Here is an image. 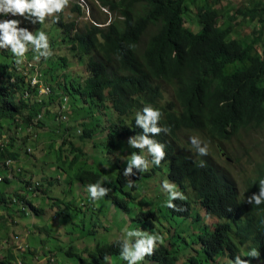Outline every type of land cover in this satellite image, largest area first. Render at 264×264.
<instances>
[{"label":"trees","instance_id":"obj_1","mask_svg":"<svg viewBox=\"0 0 264 264\" xmlns=\"http://www.w3.org/2000/svg\"><path fill=\"white\" fill-rule=\"evenodd\" d=\"M55 1L60 5L44 35L37 33L48 19L38 0H32L30 7L33 9L24 22L29 25L37 21L36 35L30 36L29 40L10 36L8 33L14 27L11 23H16L12 21L5 30L8 37L0 39V57L10 60H0V138L3 142L0 146L3 171L0 185H6L0 187V208L10 202L15 208L13 214L19 216L23 211L30 213L29 206L34 209L43 204L38 197L46 192L39 180L29 177L22 188H8L13 180L5 176L8 170L5 160L17 161L22 155H31L28 151L31 147L26 144L28 140H38V131L45 126L46 113L55 108V118L59 114L58 108L71 103L89 111L91 105H96L97 112L107 114L109 109L116 114V120L110 121L106 130V153L119 159L117 140L129 136L138 139L131 151V176L128 179L119 167L118 188L128 185L136 192L143 178L155 175L165 165L167 178L175 184L176 190L187 183L201 212L215 216L217 220L211 229L207 224L203 225L202 220L200 224V213L194 212L193 204L179 195L171 198L163 208L157 204L151 209L147 203L134 212V207L125 204L124 198L113 192V202L117 203L114 205L118 208L127 206L129 214L133 213L129 225L135 229L141 226L150 234L154 228L167 227L174 217H181V222L171 226L166 237L149 235L143 237L142 243L135 238L122 237L97 242L89 252L85 247L89 260L76 256V263H99L126 256L131 249H136L140 264H248L250 257L264 258L263 167L257 179L250 183L248 199H240L235 188L211 163L178 151L173 143H166L167 138L174 140L185 131H201L213 141H227L240 128L264 127V0H241L227 16L216 6L220 0H98L109 14H118L98 24L85 22L81 27H77L75 20H64L67 0ZM191 5L196 8L197 31L190 29L184 19ZM76 11L81 13L78 5L73 6V12ZM0 16L4 17V14ZM251 23H254L253 28L241 35L240 26ZM46 35L49 36L47 44L40 41L30 45ZM142 39L144 42L140 44ZM19 41L22 45L18 50H11L10 46L18 45ZM37 45L41 47L40 61L49 49L58 46L77 59H85L86 78L80 81L69 77L68 82L55 81L51 86L46 73L41 72L42 80L50 86L52 94L36 98L30 88L33 67H29V60L24 58H30ZM25 47L31 54L23 58L19 50ZM21 57L23 63L18 64L17 59ZM57 60L66 67L65 56H58ZM162 81L174 89L173 100L165 104H160L163 94L159 83ZM97 112L96 117L100 119ZM38 114L41 118H37ZM57 123V128L59 125L65 130L68 127L66 120L59 119ZM93 131L92 125L87 126L80 131V137L91 138ZM57 133L61 139L57 156L68 159L69 165L74 166L83 152L71 142L67 143L70 140L64 132L58 130ZM141 144L144 148L155 147V152L144 156L139 149ZM81 166L77 167L79 171L73 172L77 182L100 181L101 173L92 171L91 166L88 169ZM21 172L22 169L19 174ZM60 178L59 175L53 177L56 182ZM34 181L40 185H34ZM132 195L127 192L126 202L137 198ZM53 199L56 202L60 198ZM38 200L40 202L34 204ZM145 205L148 207L144 208ZM61 209L58 207L56 212L65 213ZM162 210L159 217L158 212ZM10 211L7 209L2 213L3 219H9ZM184 221L194 226L192 235L186 232L189 227L186 231L181 228ZM157 224L161 228H157ZM3 238L0 253H5L4 257L12 260L11 264H17V259L25 264L26 256L22 254L28 248L27 243L20 245L21 251H14L7 246L8 236ZM12 238L17 240V237ZM187 240L191 241L192 248L176 252L175 245ZM244 245L256 249L259 255L241 259ZM69 247L67 253L71 257L74 249L73 245ZM0 260L6 264L3 257ZM48 264H57L55 258L48 260ZM256 264H261L260 259Z\"/></svg>","mask_w":264,"mask_h":264},{"label":"rangeland","instance_id":"obj_2","mask_svg":"<svg viewBox=\"0 0 264 264\" xmlns=\"http://www.w3.org/2000/svg\"><path fill=\"white\" fill-rule=\"evenodd\" d=\"M67 2L68 4L63 11L64 20L66 22L75 20L77 27H81L85 22L98 24V22L103 20L108 21L118 14H109L107 8H104L98 0H67ZM240 2L241 0H220L216 6L217 8L221 7L223 15L227 16L229 11L236 8ZM39 4L40 8L44 9V16L48 19L37 33L40 36L48 31L50 24L53 22V17L57 13L56 9L60 4L55 0H39ZM74 5L80 7L81 13L78 11L73 12ZM30 6L31 0H0V13L6 15L11 12L6 23H8L7 26L13 24L14 27L8 34L18 37L17 40H29L30 36L36 35L37 21L30 22L28 23L29 25L24 22V19L30 15L33 9ZM184 19L190 29L193 31L198 30L199 25L194 5L189 6ZM253 26L254 23L248 26L242 25L239 28V33L243 35L246 31L249 32ZM48 37L46 35L42 40H37L30 45L38 44L40 41L47 44ZM143 42L144 39L140 41V44H143ZM22 51V57L30 53L26 47ZM40 54L41 47L37 45V49L33 51L30 58L27 56V59H30L43 73H46L45 77L51 86H54L55 81L62 83L65 80V82H68L69 77L82 81L87 76L85 59H77L72 53L67 52L62 47L58 46L53 50L49 49L42 61H40ZM58 56H65L66 67L59 64ZM22 57L17 59L18 64L23 63ZM0 60L10 62L4 56L0 57ZM159 84L163 94L160 104L173 100V87L165 81ZM67 107L63 112L65 119H62L68 123L67 129L65 130L62 125L57 128L56 125H58L57 121L59 120L55 121L53 115L55 108L53 111H48L45 115V126H41L38 131V140L31 139L26 144L31 147V155H22L17 160L22 172L7 185L11 190H18L24 186L25 181L29 177L30 179L39 180L42 184V189L46 192L45 197H38L43 204L35 206L36 208L34 209L29 206L31 212L25 214V211H23L19 216L13 214L15 208L11 206L10 202L4 204L6 207L0 208V240H4V235L8 236L7 246L14 251H21L20 245L27 243L28 248L22 254L26 256L24 259L25 264H40L41 262L37 261L47 256L54 257L57 264H78L74 260L76 256L89 260L87 253H85V247L88 249L87 252H89L97 242H107L122 237L128 240L135 238L139 243H142L143 237H149V235L153 237L155 234H159L166 237L172 230L171 226L175 227L181 222V217H174L168 221L167 227L163 226L161 228L157 224V228L161 229L157 230L154 228L150 234L143 231L141 226L135 229V227L129 225L133 213L129 214L127 206L118 208L114 205L117 203L113 202V192H116L115 194L118 197L124 198L125 204L134 207L132 209L134 212L142 208L141 204L148 203L151 209H155L157 204L163 208L174 196L186 197L193 204L194 212L200 213V224L204 222L203 225L207 224L209 229L213 227L217 218L204 215L201 212L198 207V201L187 183H183V187H177L178 191L176 190L175 184L167 178V167L165 165L161 170L156 171L155 175L143 178L136 192H132L128 185L122 189L118 188L116 177L120 171L119 167H121L120 172L128 179L131 176L130 166L133 162L131 151H133L132 147L138 142V139L130 136L118 139L117 146L120 157L119 159L113 157V155L106 153L108 140L105 139V135L107 134L106 130L110 121L116 120V114L109 109L106 110L107 114L97 112L96 105H91L90 111L72 103L69 109ZM96 112L100 119H97ZM76 114L78 116L77 119ZM126 122L127 119H125L124 123L126 124ZM90 125L94 128L92 137L81 138V134L77 133V130L82 131ZM61 127L62 129H60ZM58 130L60 133L64 132L69 138L70 141H67V143L71 142L73 146L83 152L80 160L76 161L74 166L69 165L68 159L57 156L59 142L61 141L57 133ZM167 142L173 143L178 151L191 154L195 158L211 163L219 174L235 188L240 199H248L250 183L257 179L261 168L263 167L264 169V127L240 128L227 141H213L205 132L201 131H185L178 134L174 140L167 138ZM139 149L144 156L155 152V147L144 148L142 144ZM85 159L87 161H84ZM117 160H119V163ZM78 166H81L80 168L82 169H88L91 166L92 171L101 173L100 181L93 183L86 179L83 181L84 184L80 180L77 182L74 175L79 171V169L77 170ZM0 171V175H2L1 166ZM56 175L61 176L58 182L53 179ZM69 184L73 186V190L71 192L68 190L65 195L60 194L59 190L62 187H68ZM4 186L6 185H0V187ZM127 192H131L133 194L132 197L137 198L132 202L129 200L126 202ZM53 198L55 200L57 198L60 199L54 202ZM40 200L34 204H38ZM85 204L87 205L85 206ZM58 207L64 209L65 213H62L61 209L62 214H58L56 212ZM145 207L148 206L145 205ZM7 209H11V211L9 219L5 220L2 213ZM162 212L163 210L158 212L159 217ZM188 227L189 231H186ZM166 228H169V230L167 231ZM181 228H184L189 235L194 232L192 223L184 221V224L181 223ZM24 232H28V237L22 235ZM12 237H17V240ZM69 245H73L74 249V255L71 257L67 253L70 248ZM191 246V241L187 240L176 244L174 248L176 252H180L183 248ZM132 250L134 249L127 252L126 256L113 257L99 263L97 261L90 263L84 261L83 264H140L141 260L139 257L137 260L136 249ZM190 253H193V251L191 250ZM190 253L187 254V257L190 256ZM4 254L0 253V258L3 257L6 260V264H11L12 260L6 259ZM257 254L259 255L256 249L244 245L240 258L243 259ZM251 258L247 259L248 264H256L258 259H260L261 264H264V258L262 257ZM224 259H220V261ZM0 264H2L1 260Z\"/></svg>","mask_w":264,"mask_h":264},{"label":"built area","instance_id":"obj_3","mask_svg":"<svg viewBox=\"0 0 264 264\" xmlns=\"http://www.w3.org/2000/svg\"><path fill=\"white\" fill-rule=\"evenodd\" d=\"M3 27H4V20L0 19V37L2 36V33H3ZM28 66L33 67V75L31 76V79H30V88L33 90V93L36 96V98H42L43 96L52 94L50 86L42 80V77H41L42 71L39 70L37 66L32 63H28ZM27 94L28 93L26 92L25 96H27ZM66 107L67 106L65 105V106L58 108L59 114L55 117L56 120L65 119L63 112L66 110ZM37 118H41V115L38 114ZM28 129L30 130V127H28ZM0 146H3V142L1 138H0ZM28 151L30 152L31 150L28 148ZM5 165L8 168L5 176H7L8 178H13L21 170L17 162L11 158L5 160ZM1 179H2V176H0V180ZM34 185L37 186L39 185V183L37 181H34ZM50 261H53V259L50 258ZM17 264H22V262L18 260Z\"/></svg>","mask_w":264,"mask_h":264},{"label":"clouds","instance_id":"obj_4","mask_svg":"<svg viewBox=\"0 0 264 264\" xmlns=\"http://www.w3.org/2000/svg\"><path fill=\"white\" fill-rule=\"evenodd\" d=\"M31 3H32V0H31ZM38 3H39V0H38ZM40 5V4H39ZM2 9H3V7H2ZM0 14H4V13H0ZM11 15V12H8L6 15L4 14V17H1L0 16V19H2V20H4V27H3V33H2V36L0 37V39L1 38H6V37H8V35L6 34V27H7V19H8V17ZM93 24H95V23H93ZM21 44V41H19L18 42V45H12V46H10L12 49L11 50H18V46ZM22 45V44H21ZM19 52L21 53V55H23V51L20 49L19 50ZM24 59H26V60H29V62L28 63H32V64H34L33 62H31L30 61V59H27L26 57L24 58ZM27 63V64H28ZM34 65H36V64H34ZM37 66V65H36ZM37 68H38V66H37ZM39 69V68H38ZM40 70V69H39ZM68 109H69V106L67 107ZM80 131L81 130H77V133H80ZM17 162V161H16ZM17 164H18V162H17ZM19 165V164H18ZM21 169V168H20ZM19 174V173H18ZM17 174V175H18ZM17 175H15L13 178H12V180H14V179H16V176ZM61 179V178H60ZM60 179L58 180V181H60ZM38 182V181H37ZM39 183V182H38ZM40 185V184H39ZM23 236L25 235V236H27L28 237V232H24L23 234H22ZM26 238V237H25ZM24 239V238H23ZM16 240V239H15ZM50 258H54V257H50V256H47V257H43L41 260H38L37 262H41L40 264H48V260H50ZM17 260H20V259H17ZM21 262H22V260H20ZM22 264H23V262H22ZM36 264V263H35Z\"/></svg>","mask_w":264,"mask_h":264},{"label":"crops","instance_id":"obj_5","mask_svg":"<svg viewBox=\"0 0 264 264\" xmlns=\"http://www.w3.org/2000/svg\"><path fill=\"white\" fill-rule=\"evenodd\" d=\"M72 187H73V186H72L71 184H69L68 187H67V186L62 187L60 190H59V188H58V190H59L60 194H64V195H65V194L68 193V190H69L70 192L73 190ZM70 189H71V190H70ZM58 190H57V191H58ZM44 191H45V190H44ZM44 191H43V192H44ZM57 191H56V192H57ZM43 196L45 197V195H42V197H43Z\"/></svg>","mask_w":264,"mask_h":264}]
</instances>
